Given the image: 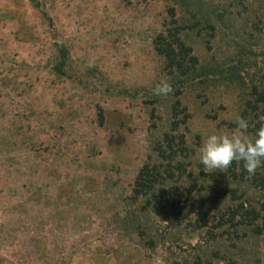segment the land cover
I'll use <instances>...</instances> for the list:
<instances>
[{"label": "rangeland", "instance_id": "rangeland-1", "mask_svg": "<svg viewBox=\"0 0 264 264\" xmlns=\"http://www.w3.org/2000/svg\"><path fill=\"white\" fill-rule=\"evenodd\" d=\"M176 33L218 74L172 78L157 47ZM162 79L166 98L153 94ZM252 84L263 90L264 0H0V264H264V233L237 241L218 209L247 195L264 226V186L198 159ZM166 135L189 150L168 184L240 200L176 228L146 213L134 183Z\"/></svg>", "mask_w": 264, "mask_h": 264}, {"label": "trees", "instance_id": "trees-1", "mask_svg": "<svg viewBox=\"0 0 264 264\" xmlns=\"http://www.w3.org/2000/svg\"><path fill=\"white\" fill-rule=\"evenodd\" d=\"M207 27L210 29L213 28L211 25H208ZM161 40L162 43L160 41L157 50L161 55L166 57L167 67L169 68V73L172 75V78L180 79L181 77L183 79L192 76L194 79L198 76L208 77L214 73L218 74L217 72L220 71L209 68H207V70L202 68L197 69L196 65L198 59L192 56L189 57L191 48L185 46L183 41L177 37V33L171 34L170 40L163 37ZM173 68L178 70L177 75L173 73ZM220 74L226 76L224 71H221ZM222 75L221 77L224 78V80L227 79L231 83H235L236 78L239 79L238 76H240L232 73L230 70L227 72L226 77ZM260 88L261 87L252 84L249 88V90H251L249 98L242 99V118L249 119L250 124L255 127H259L258 116L264 115V87L263 90ZM251 131H254V128H250V132ZM185 143L184 136L177 138L175 136L166 135L163 142L157 144L154 148V163H146L139 171L134 183L132 195L133 200L145 201L142 208L146 213L148 211L147 208L151 207V211L166 214L167 217L170 215L172 218H169V223L171 225L173 224L172 226L174 228L181 226L185 220L190 219V217L194 215L199 216L196 218L195 222L198 223L202 221L209 215V213H211L212 209H210V206L219 203L222 198L231 197L234 200V203H236L241 197L238 195L239 191L235 188L227 189L225 187L224 190L221 191H214L211 189V193L208 191L209 189L206 190L201 186L199 187L201 191L198 190L199 193L197 197L193 199L191 198L192 190L184 187L179 181L178 184H168L175 178L174 168L184 170V165L179 161V158L184 155L188 156L189 150L187 146H185ZM151 159L154 160L153 158ZM229 171V174L236 178L239 188L245 184L248 185V181L256 187L259 184L264 186V177L258 173V170L254 175L249 176L244 170L241 162H233L229 167ZM211 180L216 181L215 176L212 174ZM205 190L206 192L203 194V191ZM201 193L203 195H201ZM243 197L248 198L246 199L247 201L242 199L237 205H229L225 210L223 207V209L218 208L221 211L219 217L222 221L224 220V225H228L229 228L233 227V229H237L234 231L235 233H238L235 238H238L240 235L246 237V234L248 236L249 233H251V236L254 235V237H259L264 233V226L257 225L258 221L261 219V212L252 205V202L247 195H243ZM239 230H242L244 233L241 231L239 232ZM246 230L249 231V233H247ZM238 240L239 242H242V239L238 238L237 241ZM231 246L232 247L230 248L233 250V248H237L241 245L231 243ZM226 252H228V250H226ZM219 255L220 253H218V256Z\"/></svg>", "mask_w": 264, "mask_h": 264}, {"label": "clouds", "instance_id": "clouds-1", "mask_svg": "<svg viewBox=\"0 0 264 264\" xmlns=\"http://www.w3.org/2000/svg\"><path fill=\"white\" fill-rule=\"evenodd\" d=\"M172 91L171 83L162 79L153 89V94L166 98ZM257 119L259 127L236 115L234 128L208 134L198 148L199 163L209 171L222 172L233 162H241L247 174L254 175L264 167V115ZM250 128L254 131L250 132Z\"/></svg>", "mask_w": 264, "mask_h": 264}]
</instances>
